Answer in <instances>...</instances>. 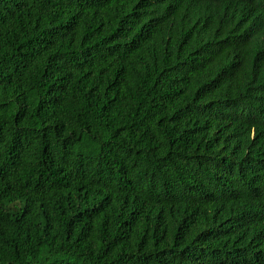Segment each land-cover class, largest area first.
<instances>
[{
    "label": "trees",
    "instance_id": "1",
    "mask_svg": "<svg viewBox=\"0 0 264 264\" xmlns=\"http://www.w3.org/2000/svg\"><path fill=\"white\" fill-rule=\"evenodd\" d=\"M0 264H264V0H0Z\"/></svg>",
    "mask_w": 264,
    "mask_h": 264
}]
</instances>
